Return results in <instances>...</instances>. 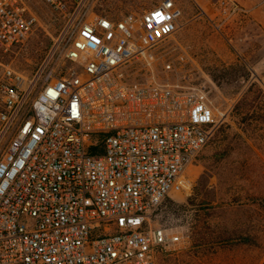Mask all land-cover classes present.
I'll use <instances>...</instances> for the list:
<instances>
[{"label":"built area","instance_id":"obj_1","mask_svg":"<svg viewBox=\"0 0 264 264\" xmlns=\"http://www.w3.org/2000/svg\"><path fill=\"white\" fill-rule=\"evenodd\" d=\"M37 1L0 0L1 51L34 32ZM41 1L64 18L45 59L31 75L0 61V264H157L182 235L151 212L184 189L225 112L201 88L122 71H153L182 8L163 0L88 18L79 2ZM213 7L218 29L248 11L238 0Z\"/></svg>","mask_w":264,"mask_h":264},{"label":"rangeland","instance_id":"obj_2","mask_svg":"<svg viewBox=\"0 0 264 264\" xmlns=\"http://www.w3.org/2000/svg\"><path fill=\"white\" fill-rule=\"evenodd\" d=\"M161 1L64 0L68 10L79 2L88 18L142 13ZM174 1L183 25L158 48L153 71L136 65L122 74L128 82L201 88L225 118L187 167L184 189L171 191L151 212L152 224L182 235L157 264H264V27L251 19L218 29L216 0ZM34 10L39 21L28 40L0 50V61L28 75L64 23L61 12L41 0Z\"/></svg>","mask_w":264,"mask_h":264},{"label":"crops","instance_id":"obj_3","mask_svg":"<svg viewBox=\"0 0 264 264\" xmlns=\"http://www.w3.org/2000/svg\"><path fill=\"white\" fill-rule=\"evenodd\" d=\"M238 1L240 5L247 8L248 11L245 14L239 15V17L236 20L238 22L239 21L247 22L248 20L253 19L256 22H258L262 27H264V0H238ZM234 21L232 23H234Z\"/></svg>","mask_w":264,"mask_h":264},{"label":"trees","instance_id":"obj_4","mask_svg":"<svg viewBox=\"0 0 264 264\" xmlns=\"http://www.w3.org/2000/svg\"><path fill=\"white\" fill-rule=\"evenodd\" d=\"M102 138H103V134H100L97 143L91 146L92 152L97 153L103 151ZM261 204L264 208V200H262Z\"/></svg>","mask_w":264,"mask_h":264}]
</instances>
